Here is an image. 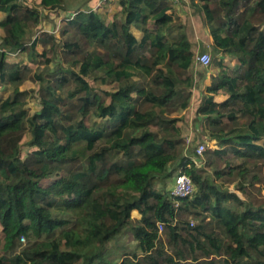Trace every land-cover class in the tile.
I'll list each match as a JSON object with an SVG mask.
<instances>
[{"label":"trees","instance_id":"trees-1","mask_svg":"<svg viewBox=\"0 0 264 264\" xmlns=\"http://www.w3.org/2000/svg\"><path fill=\"white\" fill-rule=\"evenodd\" d=\"M92 1L0 0V87L13 85L0 102V264H117L108 245L126 230L137 246L118 264H264V200L248 192L264 165V0H192L217 52L197 114L213 155L240 164L210 174L188 160L184 199L163 188L184 161L174 113L193 86L186 26L165 0H118L110 16ZM42 10L73 11L68 38L38 32ZM32 71L34 114L20 90Z\"/></svg>","mask_w":264,"mask_h":264},{"label":"rangeland","instance_id":"rangeland-1","mask_svg":"<svg viewBox=\"0 0 264 264\" xmlns=\"http://www.w3.org/2000/svg\"><path fill=\"white\" fill-rule=\"evenodd\" d=\"M29 3L34 4L35 0H28ZM111 1V0H109ZM118 0H114V5H116ZM198 1L196 0V3ZM100 1L97 3L99 5ZM102 3V2H101ZM106 4V1H104ZM112 5V4H111ZM177 10L175 12V17H177L183 25L186 26L187 33L189 34V38L194 45V52L195 58L197 54L208 52L212 58L214 59L217 56V52L208 45V39L211 38L208 28L205 25L204 19L202 15L197 11L194 7L192 0H181L179 3L175 4ZM104 8V7H103ZM110 7L107 6L102 11L103 14L110 16L114 12V8L110 11ZM42 14L44 19L41 25L38 27V32H45L48 31L50 33H54L59 39L65 40L68 37L62 38L60 32L61 27L66 22L67 15H70L68 12H64L61 10H42ZM151 26V24L149 25ZM133 33L138 37L141 38V33L137 31L135 28L132 29ZM9 61L8 63H19L22 62L25 64L28 60L24 54L21 55H10L7 58ZM213 62V61H212ZM227 64L231 66L230 63ZM53 66V65H52ZM214 66L211 64L209 68H204L200 65L195 63L194 67L190 69L189 75L193 78V86L188 90V93H191V98L189 101V107L183 111H179L174 113V116L179 118L178 126L181 128L182 140L184 146L181 149V155L184 161L182 164H179L176 168V172L173 174L171 178L166 181V187L163 188L165 191H168L174 184L175 175H177L181 170L180 167H183L184 163L188 162V160H193L197 163L199 169L206 173H213L216 169H224L226 168V160L230 159L233 161V164L239 165L240 160L233 159V157L229 158H219L213 155L212 149L216 148V142L211 140L206 131L201 126L204 122L203 118L197 114V111L202 104L203 98L206 95V88L209 87L212 83V78L215 76L214 73ZM32 72H29L26 75V79L23 81L22 85L20 86V90L27 93L24 97V100L27 102L26 108L30 112V114H34L35 112L39 111L41 105L39 103L37 95L34 94L33 91L37 90V86L32 81ZM114 88V87H106ZM66 92V91H65ZM13 93V85L6 84V87H0V102L5 100L8 96ZM224 95H219L215 97L217 102L224 101ZM30 139L29 132H25L23 135V139L20 143L21 146V158L26 159L28 155L31 153L33 148L26 145V143ZM204 145L205 152L202 156H199L197 152V148L200 145ZM209 160V163L207 162ZM172 169V168H171ZM53 169H45V174H50ZM255 174L260 176V180L254 182L253 186L248 187V192L254 196L253 201L255 203H259L260 201L264 200V165L256 167ZM58 177L54 175V177L45 182V185H49L51 181L57 179ZM224 180V179H223ZM237 176H234L228 186L230 190H235L238 184ZM220 182V181H219ZM162 183L158 180L155 183L156 189H162ZM241 197H245L241 194ZM132 218H140L141 216L137 211H133L131 213ZM192 222L196 223L193 218H189ZM159 228V225H158ZM160 233L163 235L164 230L163 228H159ZM2 237V228L0 225V238ZM26 243V242H25ZM109 258L114 263H120L123 259V254L134 250L137 246V242L135 241L133 235L129 231H124L117 238L112 241L109 245Z\"/></svg>","mask_w":264,"mask_h":264},{"label":"built area","instance_id":"built-area-1","mask_svg":"<svg viewBox=\"0 0 264 264\" xmlns=\"http://www.w3.org/2000/svg\"><path fill=\"white\" fill-rule=\"evenodd\" d=\"M106 0H103V2ZM167 2H171L173 4L179 3L181 0H165ZM197 65H200L204 68H209L212 64L213 58L208 52H203L197 54L196 58ZM205 151L204 145H200L197 148V152L199 156H202ZM194 192V185L192 182V179L187 176L186 174H183L182 172H179L177 175H175L174 178V184L171 189V198L176 199H184L190 197ZM159 228H163L162 224H159ZM22 241L25 240L22 238Z\"/></svg>","mask_w":264,"mask_h":264},{"label":"crops","instance_id":"crops-1","mask_svg":"<svg viewBox=\"0 0 264 264\" xmlns=\"http://www.w3.org/2000/svg\"><path fill=\"white\" fill-rule=\"evenodd\" d=\"M83 1H85V0H71V5L73 6V8H77ZM98 3V1L97 0H95V1H92V2H90V4L89 5H94L95 4V9H97L100 13H102V11L105 9V7H107V6H109L110 7V10L112 9V8H115V6L116 5H114V4H105L104 2H100L99 3V5L97 4ZM104 7V8H103ZM73 10V9H72ZM108 10V9H107ZM110 10H108V11H110ZM65 12V11H64ZM69 13H70V15H67V18H69L71 15H73V11H68ZM67 12V13H68ZM5 17V15L4 14H0V20H2L3 18ZM67 20V19H66ZM46 32H48V31H46ZM208 45H209V47H211V45H212V39L211 38H209L208 39ZM39 49V51H41V47H39L38 48ZM194 67V66H193ZM192 67V68H193ZM227 97H224V100L226 99Z\"/></svg>","mask_w":264,"mask_h":264}]
</instances>
